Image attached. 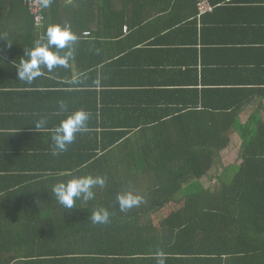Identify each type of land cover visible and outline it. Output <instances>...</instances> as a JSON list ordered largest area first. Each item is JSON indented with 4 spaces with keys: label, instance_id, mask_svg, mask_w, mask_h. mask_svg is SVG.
I'll use <instances>...</instances> for the list:
<instances>
[{
    "label": "trees",
    "instance_id": "16d2710c",
    "mask_svg": "<svg viewBox=\"0 0 264 264\" xmlns=\"http://www.w3.org/2000/svg\"><path fill=\"white\" fill-rule=\"evenodd\" d=\"M115 1L49 0L45 7L42 0L43 26L37 29L23 0H0V34L20 28L46 33L47 24L61 25L59 17L68 12L76 17L73 30L81 29L82 17L112 21ZM216 110L207 106L157 120L155 129L144 126L134 139L104 137L101 146H92L93 162L84 169L78 163L67 171H40L67 174L55 183L105 179L92 200H76L70 210L50 192L52 183H43L38 200L33 187L1 196L0 264H157L159 253L166 264H264V123L234 121L237 136L231 137L233 122L221 128ZM230 145L235 160L226 162ZM125 192L142 202L122 211L117 196ZM98 208L109 212L108 223L91 222Z\"/></svg>",
    "mask_w": 264,
    "mask_h": 264
},
{
    "label": "crops",
    "instance_id": "0c3cea01",
    "mask_svg": "<svg viewBox=\"0 0 264 264\" xmlns=\"http://www.w3.org/2000/svg\"><path fill=\"white\" fill-rule=\"evenodd\" d=\"M213 1L217 9L199 19L196 0H116L112 21L82 17L81 29H71L77 40L68 66L42 68L31 85L16 78L15 67L37 40L46 41L45 33L0 34V197L33 187L38 200L43 183L67 175L40 171L78 163L84 169L104 137L134 139L144 126L155 129L157 120L211 106L221 128L233 122L231 137L237 136L234 121L264 123V0ZM65 15L61 26L75 27L76 17ZM79 109L90 114L86 130L53 155L52 131ZM41 118L47 124L36 129ZM230 148L236 152L233 145L226 152Z\"/></svg>",
    "mask_w": 264,
    "mask_h": 264
},
{
    "label": "clouds",
    "instance_id": "9594fccd",
    "mask_svg": "<svg viewBox=\"0 0 264 264\" xmlns=\"http://www.w3.org/2000/svg\"><path fill=\"white\" fill-rule=\"evenodd\" d=\"M43 2L44 6L47 7L49 0H43ZM45 36L46 41L37 40L31 49L24 51L19 64L15 67L16 78L27 85H31L34 80L43 75L42 68L52 71L58 66L67 67L73 56L71 45L77 40V36L71 31L70 27H62L59 24L49 25ZM65 49H68V51L61 54V51ZM59 109L62 112L66 110V106L62 101L59 102ZM89 118L90 114L83 109L75 110L66 115L52 131V154L59 155L65 152L68 145L75 140L76 135L86 130ZM46 124L47 120L41 118L36 122L35 128L42 129ZM104 185L105 179L103 177L77 176L66 182L54 184L52 194L65 210H70L75 207L76 200H92L95 197L93 189L96 186L103 187ZM142 199L141 196L134 195L131 192H125L117 196L122 211L138 206ZM109 215L106 209L98 208L92 212L90 219L93 224H106L109 222ZM158 256L157 264H166L165 254L159 253Z\"/></svg>",
    "mask_w": 264,
    "mask_h": 264
},
{
    "label": "built area",
    "instance_id": "2783aa9c",
    "mask_svg": "<svg viewBox=\"0 0 264 264\" xmlns=\"http://www.w3.org/2000/svg\"><path fill=\"white\" fill-rule=\"evenodd\" d=\"M28 11L34 18V23L37 28H41L43 25L44 15L42 0H23ZM213 0H198L197 8L199 17H203L206 14L213 13L217 8V5H213ZM232 0H225V2H230Z\"/></svg>",
    "mask_w": 264,
    "mask_h": 264
},
{
    "label": "rangeland",
    "instance_id": "374dc122",
    "mask_svg": "<svg viewBox=\"0 0 264 264\" xmlns=\"http://www.w3.org/2000/svg\"><path fill=\"white\" fill-rule=\"evenodd\" d=\"M223 158L226 162H233L235 160V150L229 149V152L223 153Z\"/></svg>",
    "mask_w": 264,
    "mask_h": 264
}]
</instances>
